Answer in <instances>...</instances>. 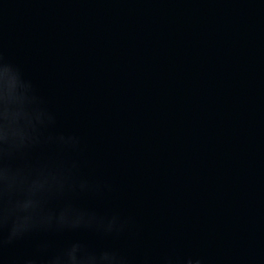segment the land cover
Returning a JSON list of instances; mask_svg holds the SVG:
<instances>
[{
    "label": "water",
    "instance_id": "water-1",
    "mask_svg": "<svg viewBox=\"0 0 264 264\" xmlns=\"http://www.w3.org/2000/svg\"><path fill=\"white\" fill-rule=\"evenodd\" d=\"M0 264H264V0H0Z\"/></svg>",
    "mask_w": 264,
    "mask_h": 264
}]
</instances>
